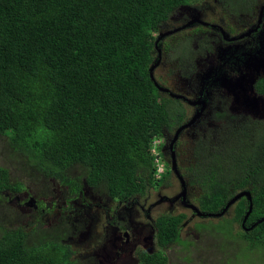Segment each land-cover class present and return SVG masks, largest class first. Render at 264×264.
<instances>
[{"label": "trees", "instance_id": "trees-1", "mask_svg": "<svg viewBox=\"0 0 264 264\" xmlns=\"http://www.w3.org/2000/svg\"><path fill=\"white\" fill-rule=\"evenodd\" d=\"M187 2L0 0V134L21 158L27 178L65 185L73 193L76 185H86L118 204L130 202L148 183L164 181L169 164L163 135L183 121L186 109L154 86L148 68L158 26ZM177 46L178 60L190 55L187 45ZM254 90L264 110V77ZM219 127L193 140L188 181L200 187L202 212H220L235 193L248 190L252 208L244 227H249L264 218V118ZM76 165L79 175L72 171ZM163 165L165 171L158 172ZM22 189L24 182L0 166V203L21 213ZM17 194L23 196L18 203ZM28 195L44 207L43 197ZM248 206L241 197L233 214L210 224L222 250L212 264H253L255 255L264 260V220L248 230L242 226ZM22 215L0 220V264H81L67 249L60 225L38 230L26 220L22 226ZM184 217L158 215L152 225L157 249L138 251L137 264H171L160 248L188 247L181 233Z\"/></svg>", "mask_w": 264, "mask_h": 264}, {"label": "rangeland", "instance_id": "rangeland-1", "mask_svg": "<svg viewBox=\"0 0 264 264\" xmlns=\"http://www.w3.org/2000/svg\"><path fill=\"white\" fill-rule=\"evenodd\" d=\"M262 1V0H261ZM201 4L197 11L192 13L182 12V16L179 21H173L172 23L167 22V26L163 27V30L172 29L174 27H181L177 33L173 31L172 33H168L169 35L165 37L163 40L165 43L160 44L161 47V62L153 71V76L155 80L160 84V86L166 87L172 92L179 94L182 93L191 99H194L196 96H193L194 88L192 84H189L188 79H183L181 82L177 83L176 75L178 72L184 70L187 62L188 66L192 62L191 56H187L186 58H182L178 60V58L174 54V48L181 45V39H187L189 37H193L197 35L207 34L208 32H194L192 36H188L191 32V28H187L188 25H184L187 20H189L196 13L200 15L203 13V9L208 7V4L212 3V0H200ZM213 7V6H212ZM258 8V5H256ZM216 10V8H215ZM211 11V10H209ZM176 14L178 13L175 12ZM193 16V17H194ZM201 19V18H200ZM209 20V23L218 24L220 21V16L215 15L212 12H207V16L205 18ZM203 20V19H201ZM204 21V20H203ZM183 24V25H182ZM178 27V28H179ZM186 28V29H185ZM184 29V30H183ZM224 29V28H223ZM225 30V29H224ZM225 32H227L225 30ZM172 34V35H170ZM227 34L231 35L232 33L227 32ZM197 71V70H196ZM191 86V87H190ZM192 88V89H191ZM187 92H191L187 94ZM256 96V95H255ZM255 96H243L238 101V105L236 107H240V111L246 113L247 115H255L260 116V118H264L262 113L264 110L260 109L261 102ZM234 96H216L214 92H211L210 96L207 98L206 109L200 118L194 123L183 128L178 138L173 145L172 149L175 152V162L176 167L180 175H182L186 184V202L192 203L197 206V197L200 192V187L197 185H190L188 181V173H186V167L191 162V149L192 142L196 136V130H207L209 126L208 124H216L222 123L224 121V116L227 111L229 112V108L232 105V99ZM180 99V98H178ZM183 103V102H182ZM184 104V103H183ZM187 115H185L183 121L180 125L188 122L190 116L194 113V108L186 105ZM254 116V117H255ZM211 127H209L210 129ZM174 129L170 131H166L163 135V139L165 140V145L163 147V155L166 159V163H171V157L169 153L168 143L172 138ZM157 144V141H155ZM19 157V156H18ZM0 166L7 167L9 169L10 174L13 177H18L20 180L24 182L26 186V190H21L22 193L25 192H33L34 194H38V197H43V201L48 204L49 200L46 197H50L51 200H55V204L59 207H65V213L71 214L73 212L79 213L78 217H80L79 224H76L74 233H77V229L79 226H93L91 223H94V226L102 229L104 233L108 230V222L111 220L113 214L117 212L118 217L120 218V224L126 228H137L138 225L145 226V232L149 230L151 232L152 225L154 219L160 214H176V213H184L185 217L182 221L184 224V228L182 229V237L189 236L190 237V245L188 247L181 245H169L165 248H160V251L166 253L171 261V264H212L214 260L219 258L222 250L219 245L216 244V235L219 239L218 234H213L215 229H211L210 224L216 225L220 218L215 217H199L196 215H192V212L188 207L180 204L178 200L175 199V196L180 192V182L174 173H170L168 171L164 181L160 183V181H155L152 183H148L142 193L136 194L134 197L129 198L130 202H126L122 205H118L117 202H113V200L107 198L103 193H97L91 191L86 185L80 187L77 186V192H69L65 185L57 186L54 183L45 182L44 185L42 183H37L40 179H30L27 178L25 174H27V168L21 163V158H17V154L13 152L7 143L5 136L0 134ZM24 166V167H23ZM164 166V165H163ZM164 167H159V171H163ZM74 175H79L82 172L81 167L78 165L73 166L72 168ZM36 175L34 174V178ZM50 184L51 188L47 185ZM52 190V192H51ZM36 191V192H34ZM51 192V193H48ZM26 195H28L26 193ZM25 195V196H26ZM7 196V195H5ZM17 198H20V194L16 195ZM30 198L26 196L24 199V208L22 212L19 211L17 213L11 212L10 207L3 202L0 203V220L2 218L8 217L9 222L12 215H17V218L21 217V225L26 226V220L29 221L28 225L37 228L38 230H43L44 228H48V221L44 220L46 216H50L55 212L56 207L47 209H43L41 212L40 209H36L35 212L28 211V208L31 205L28 204V200ZM79 199L82 200V206L79 205ZM166 199V200H165ZM176 200L171 204V201ZM12 201V199H11ZM14 203V202H12ZM10 204V202H7ZM233 206L234 203L231 204L225 211V216L229 217L233 214ZM113 207V209H112ZM25 210V211H23ZM116 210V212L114 211ZM15 211V210H13ZM50 218H56L55 215ZM91 222V223H90ZM193 224H205L208 225V229H193ZM196 225V226H197ZM63 232L67 237L70 236V233L73 231L71 225L64 224ZM188 232H194L192 235L187 234ZM82 235V234H81ZM100 235L98 233H94L92 238H89L88 243L82 246V241L79 242H71L67 246L68 250L73 253L72 256L80 257L81 264H98L96 253L98 252V247L100 245ZM72 241V239H70ZM157 246L154 245L152 250H156ZM142 250L140 244H132L128 252L130 253V257H136L138 251ZM233 252H236L234 249ZM81 254V256H78ZM253 264H260L264 261L261 255L253 256ZM127 262L123 261L122 264H126ZM121 264V263H120ZM129 264V263H128Z\"/></svg>", "mask_w": 264, "mask_h": 264}, {"label": "flooded vegetation", "instance_id": "flooded-vegetation-1", "mask_svg": "<svg viewBox=\"0 0 264 264\" xmlns=\"http://www.w3.org/2000/svg\"><path fill=\"white\" fill-rule=\"evenodd\" d=\"M200 4V0H188L187 3L177 5L169 15L168 19L163 21L158 26L159 29L153 41L155 58L152 63L157 60L158 54L160 55V58L155 68L158 67L161 62L162 50L160 44L165 43L163 38L166 34L162 35L161 38L157 40L158 35L175 30L179 26L166 31L163 30V27L168 25L167 22L172 23L173 21H179L182 16V12L192 13L197 11ZM256 5H258V8ZM203 10V13L200 15L196 13L195 16L193 15L194 17L192 16L189 20L183 23L185 25L193 20L187 27L191 28V32L188 36H192L193 33H196L197 31L208 33H204L203 35L196 34L195 36L189 37L185 40L181 39V45H187L192 62L189 66V62H187L185 65L186 68L181 72H178L176 75L177 83L181 82L183 79H188L189 84H192L194 88L193 96H196L194 99L186 97V95L182 93L179 94L188 98L190 101H195V103L191 104L185 99L174 98L184 103L183 107L186 109V115V105L193 107L195 110L194 113L203 107L200 115L194 121L195 123L205 111L207 98L210 96L211 92H214L216 96H234L231 101L232 105L229 108V112L227 111L223 114L224 121L221 123L227 128H230V125L243 123L254 117V115H247L246 113L240 111V107H236L240 98L243 96H261L255 93L254 85L257 80L264 77V0H237L236 2L235 0H212V3L208 4V7H205ZM177 11L178 13L176 14L175 12ZM207 12H212L214 16H220L219 23L215 24L207 22L209 21L205 19ZM223 28L232 34H227ZM179 31L182 30L177 29L175 30V33ZM167 36L169 35H166L165 37ZM162 88L165 90L160 91L168 96L169 93L176 94L166 87L162 86ZM190 93L191 92H187V94ZM221 124H208L207 126L211 128L209 129V127H207V130L213 129L212 131H215L220 128L219 126ZM177 126L174 128V131ZM204 131L196 130L194 136H197L198 133H202ZM163 141L165 140L163 139ZM170 166L171 163L168 166V171L171 173L172 171ZM29 192L33 193L31 191ZM29 192H25V195ZM22 194L24 198L27 196L33 199L32 196H25L24 193ZM5 195L9 197L8 193H5ZM23 196L20 195V198H16V202L18 203L19 201H22ZM175 199L182 204L181 197H177L176 195ZM176 200L171 201V204H173ZM10 201L11 198L9 197L7 202ZM79 205L82 206L81 199H79ZM44 207H56L57 210H55L53 215L57 218L61 217L56 219L50 218L51 216H46L44 220L48 221V223L58 224L61 227H63L64 224L71 225L73 231L70 233L69 237L66 236V242H64L65 244L79 241H82L83 243L86 239L88 240L89 238H92L94 233H98L100 235V245L98 247V252L96 253L98 264H122L123 260H125V257L127 256L129 259H132L131 264H137L138 258H131L130 253L128 252V249L132 244H140L144 251L150 253L153 252L152 248L155 243L152 230L151 232L149 230L145 232V226L141 224L138 225L137 228L123 227L122 224H120V218L118 217L116 210H114L116 213L113 214L111 220L108 222V225H111V227L107 228L108 231L106 233H104L102 229L94 226V223L90 222L93 226H79V229H77V233L75 234L74 230L77 226L76 224H79L80 217L76 215L71 216L72 213H65L66 208L64 206L59 207L57 204L50 203V201L48 204L44 202ZM44 207H40L37 203L35 204L33 202V204L28 208V211L35 212L36 209H40L41 212H43ZM77 215H79V213H77ZM192 215L199 216L193 212ZM196 225L197 224H193V229L197 230ZM183 228L184 224L181 223V231ZM193 233L194 232H188L187 234L192 235ZM185 238L188 240L187 244L190 245V237L186 236ZM70 239H72V241H70ZM171 244L178 245L177 243ZM171 244L162 248L168 247ZM179 244L181 246H185L181 243ZM164 254L168 257L166 253Z\"/></svg>", "mask_w": 264, "mask_h": 264}, {"label": "water", "instance_id": "water-1", "mask_svg": "<svg viewBox=\"0 0 264 264\" xmlns=\"http://www.w3.org/2000/svg\"><path fill=\"white\" fill-rule=\"evenodd\" d=\"M193 20H191L190 22H188L186 25H189ZM184 26H181L179 28H176L175 30L177 29H180ZM175 30H171V31H168V32H165V33H162L160 35H158L157 37V40L161 38L162 35L164 34H168V33H171ZM160 58V55L158 54V57H157V60L152 63L149 68H148V73H149V77L150 79L152 80V82L154 83V85L156 86L157 89L159 90H165L164 88H162V86L158 85L154 76H153V69L155 68V66L157 65L158 63V60ZM169 96L170 97H175V98H180V99H185L187 100L188 102H190L191 104H194L195 101H190L188 98L184 97V96H181L180 94H172V93H169ZM258 99L259 97L256 96ZM203 110V107L200 108V110H198L197 112H195L188 120V122L182 124V125H179L174 133H173V136L172 138L170 139L169 141V144H168V148L170 150V153H171V169H172V172L176 175V177L178 178L179 182H180V192L177 194V197H181V202L182 204H184V206L186 207H189L193 213L199 215V216H203V217H219L221 216L222 214L225 213L226 209L233 203H235L236 201H238V199H240L241 197H246L247 200L249 201V206H248V210L247 212L244 214L243 218H242V226L244 227V223L248 217V215L250 214L251 212V208H252V205H251V202H250V194H249V191L248 190H241L237 193H235L226 203L225 205L223 206L222 210L220 212H202L199 210V208L197 206H195L194 204L192 203H188L186 202V184H185V180L183 179L182 175L179 174L178 170H177V167H176V162H175V152L174 150L172 149L174 143L176 142L177 138H178V135L180 133V131L185 128L186 126L190 125L191 123H193L197 117L200 115L201 111ZM33 199L30 198L28 200V204L31 205ZM262 220H264V218H261L259 220H257L255 223L251 224L249 227H244L246 230L248 229H251L253 228L257 223L261 222Z\"/></svg>", "mask_w": 264, "mask_h": 264}, {"label": "clouds", "instance_id": "clouds-1", "mask_svg": "<svg viewBox=\"0 0 264 264\" xmlns=\"http://www.w3.org/2000/svg\"><path fill=\"white\" fill-rule=\"evenodd\" d=\"M153 84H154V83H153ZM157 84H158V83H157ZM158 85H159V84H158ZM154 86H155V85H154ZM155 87H156V86H155ZM158 90H159V89H158ZM255 97H256V96H255ZM179 125H180V124H179ZM179 125H178V126H179ZM178 126H177V127H178ZM172 136H173V135H172ZM169 141H170V140H169ZM168 144H169V143H168ZM174 144H175V143H174ZM159 167H160V166H159ZM159 167H158V172H162V171H159ZM170 167H171V166H170ZM171 171H172V169H171ZM88 188H89V187H88ZM89 189H91V188H89ZM48 229H49V228H46V230H48ZM88 241H89V240L86 239V240L82 243V246L85 245V244H87ZM67 249H68V248H67Z\"/></svg>", "mask_w": 264, "mask_h": 264}, {"label": "built area", "instance_id": "built-area-1", "mask_svg": "<svg viewBox=\"0 0 264 264\" xmlns=\"http://www.w3.org/2000/svg\"><path fill=\"white\" fill-rule=\"evenodd\" d=\"M161 167V166H160Z\"/></svg>", "mask_w": 264, "mask_h": 264}]
</instances>
